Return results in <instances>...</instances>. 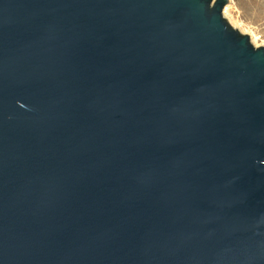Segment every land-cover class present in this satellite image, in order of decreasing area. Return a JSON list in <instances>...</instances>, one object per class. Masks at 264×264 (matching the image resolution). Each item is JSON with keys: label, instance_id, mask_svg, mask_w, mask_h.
<instances>
[{"label": "water", "instance_id": "95a60500", "mask_svg": "<svg viewBox=\"0 0 264 264\" xmlns=\"http://www.w3.org/2000/svg\"><path fill=\"white\" fill-rule=\"evenodd\" d=\"M228 0H0V264H264V47Z\"/></svg>", "mask_w": 264, "mask_h": 264}, {"label": "rangeland", "instance_id": "374dc122", "mask_svg": "<svg viewBox=\"0 0 264 264\" xmlns=\"http://www.w3.org/2000/svg\"><path fill=\"white\" fill-rule=\"evenodd\" d=\"M223 17L234 29L248 35L254 47H264V0H228Z\"/></svg>", "mask_w": 264, "mask_h": 264}, {"label": "bare ground", "instance_id": "6f19581e", "mask_svg": "<svg viewBox=\"0 0 264 264\" xmlns=\"http://www.w3.org/2000/svg\"><path fill=\"white\" fill-rule=\"evenodd\" d=\"M227 14V8L224 10V15H226Z\"/></svg>", "mask_w": 264, "mask_h": 264}]
</instances>
